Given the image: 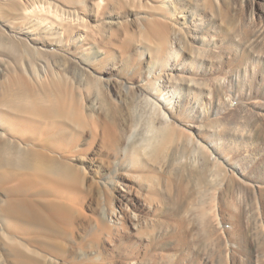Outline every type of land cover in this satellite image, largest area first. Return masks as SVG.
<instances>
[{"label":"rangeland","instance_id":"rangeland-1","mask_svg":"<svg viewBox=\"0 0 264 264\" xmlns=\"http://www.w3.org/2000/svg\"><path fill=\"white\" fill-rule=\"evenodd\" d=\"M0 41V99L28 72L96 118L79 152L49 149L61 169H0V207L68 212L30 234L0 212V264H264V0H0ZM168 125L162 159L137 158Z\"/></svg>","mask_w":264,"mask_h":264},{"label":"bare ground","instance_id":"bare-ground-1","mask_svg":"<svg viewBox=\"0 0 264 264\" xmlns=\"http://www.w3.org/2000/svg\"><path fill=\"white\" fill-rule=\"evenodd\" d=\"M23 32H25L28 36L32 34L30 33V29ZM4 43L5 42L0 41V51L2 52L11 49H9V45L6 46L7 44ZM14 73L16 74L18 72L15 71ZM27 73L25 72V75L24 73L14 75L12 79H10L6 83H3L2 85L3 88L9 93L11 98L0 99V101L3 104H5L4 102L9 103V107L11 108V110H7L8 114L5 112L6 120H3V118L0 126V129L2 130H0V169L5 167L27 168L35 171L36 173L49 171L51 169L59 170L61 169V164L59 163L57 164V166L56 164H54L55 161H58V158L56 155L51 154L49 149H52V146L54 148L56 147L57 151L60 153V157L63 158L67 157V154L70 152H79L81 149L79 147V144L82 138V134L79 133L78 129L88 128L92 121H94V119L96 118L93 114L84 112V108H87V105H85L84 102V97L80 93H77L75 90L69 93L68 91H66V89H60L63 87L60 81L54 82L56 89L53 91L54 93H51V95H54V98L51 99L50 103L46 104L42 101L36 100L35 95L37 94V90L34 89L32 83L29 81V77L27 78ZM33 74H37L35 76H40L38 72ZM43 91L47 95H49L45 89H43ZM2 125H4V127H2ZM161 129L162 130L159 133L160 136L158 142L152 144L148 152L143 150V152L139 151L138 153H136V155L133 152V154L137 156V158L138 156L145 157L146 155H150L151 160L154 163H157L162 159V156L164 155V145L165 143H167V141L172 139L174 128L168 125L166 128ZM59 136L61 137V140H58ZM119 136L121 138L123 137L127 138V140H130L134 136V131L131 130L130 133L126 132L125 135L124 132H122ZM55 139L58 140V143H56V145H54ZM147 147H149V145ZM147 147L144 148L148 149ZM128 149L129 148L125 150V154L128 153ZM120 150L122 151L123 149L120 148ZM142 157L141 159H143ZM60 172L63 173L64 171ZM66 172L68 173V171H65V173ZM219 177L221 176L219 175ZM10 193L11 192H8V194ZM18 193L19 195L17 197L13 195L10 196V198H7L6 202L4 204L2 203L3 205L1 204L2 206L0 207V212L2 213V215L14 222V232L23 230L30 234V231H39L45 228L52 227L55 223L53 218L54 215L56 217L62 218L64 214L68 213L66 210H64L67 209L65 207H47L46 209L40 207L37 204L36 199L34 198L36 196L35 193L27 194L24 191H20ZM12 248L15 251H18V247H16L14 243H12ZM16 264L33 263L30 259L23 258L18 259L16 261Z\"/></svg>","mask_w":264,"mask_h":264}]
</instances>
